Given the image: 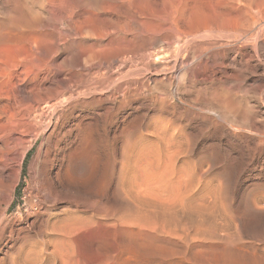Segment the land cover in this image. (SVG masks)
<instances>
[{
    "label": "rangeland",
    "instance_id": "obj_1",
    "mask_svg": "<svg viewBox=\"0 0 264 264\" xmlns=\"http://www.w3.org/2000/svg\"><path fill=\"white\" fill-rule=\"evenodd\" d=\"M23 64L0 77V264H264V0H0V68Z\"/></svg>",
    "mask_w": 264,
    "mask_h": 264
},
{
    "label": "bare ground",
    "instance_id": "obj_2",
    "mask_svg": "<svg viewBox=\"0 0 264 264\" xmlns=\"http://www.w3.org/2000/svg\"><path fill=\"white\" fill-rule=\"evenodd\" d=\"M201 35H202V34H201ZM201 35H200V36H201ZM197 37H198V36H197ZM185 42H186V41H185ZM185 45H186V44H185ZM185 45L182 44V48H184ZM182 48H181V49H182ZM179 51H180V48H179ZM77 56H78V55H77ZM77 56L73 53V54H71V56L68 58V59H69V63H70L71 66L73 65V62H75V59L77 58ZM130 56H131V55H130ZM163 57H164V56H163ZM163 57L158 55V56H156V59H157V60H158L159 58L162 59ZM76 60H77V59H76ZM23 61H24V60H23ZM169 62H170V61H169ZM175 62H177V61H175ZM175 62H174V63H175ZM21 63H22V62H21ZM26 64H28V63H26ZM20 65H21V64H20ZM23 65H24V64H23ZM169 65H170V64H169ZM175 65H176V63H175ZM6 66H7V68H5V67H4V68L2 67L3 69L0 68V77L5 78V81H8V79H11L13 76L15 77V75H17V76L23 75V77H24V76H27V75H29V72H30V70H31V68H30V69H29L28 67L26 68L25 65H24L25 68H24V69H21V70H22L21 72H20V69L18 68L19 66H18V67H15L16 65H15V66H12V65L10 66V65H9L11 68H8V65H6ZM27 66H29V64H28ZM171 67H172V66H171ZM73 68H74V66L71 68L72 71H73ZM175 68H176V66H175ZM69 69H70V67H69ZM68 71H69V70H68ZM72 71H71V72H72ZM31 73H32V71L30 72V74H31ZM31 75H32V74H31ZM31 75H30V76H31ZM59 75H60V74H59ZM90 75H91V74H90ZM17 76H16V77H17ZM97 77H98V76H97ZM2 78H1V81H2ZM6 78H7V80H6ZM21 78H22V76H21ZM21 78H20V79H21ZM28 78H29V76H28ZM30 78H31V77H30ZM90 78L92 79V77H90ZM90 78H89V79H90ZM102 78H103V76H102ZM24 79L26 80V78H24ZM32 79H33V78H32ZM97 79H99V78H97ZM21 80L23 81V79H21ZM28 80H29V79H28ZM33 80H34V79H33ZM92 80L95 81L94 79H92ZM9 81H10V80H9ZM9 81H8V82H9ZM22 81H21V82H22ZM26 81H27V80H26ZM89 81H90V80H89ZM93 81H92V82H93ZM10 82H11V81H10ZM27 82H28V81H27ZM30 82H31V81H30ZM33 82H34V81H33ZM85 82H86V81H85ZM97 82H98V81H97ZM97 82H96V83H97ZM102 82H103V79H102ZM2 83H3V82H2ZM19 83H20V82H19ZM31 83H32V82H31ZM81 83H82V82H81ZM88 83H89V82H88ZM94 83H95V82H94ZM96 83H95V84H96ZM4 84L7 85L6 87H8V84H6V83H4ZM13 84H14V83H13ZM22 84H23V82H22ZM90 84H91V83H89L88 86H87L86 84H85V85H84V84H80V82H79L78 84H74V83L71 84V85L68 84L67 87L64 86V90H66V89L68 90V89L70 88V89H73L74 91H81L80 89H84V88H86L87 90L90 91V90H91V85H93V84H91V85H90ZM95 84H94V85H95ZM10 85H12V84H10ZM16 85H17V84H16ZM65 85H66V84H65ZM69 85H70V86H69ZM94 85H93V87H96V86H94ZM96 85H97V84H96ZM1 86H2V85H1ZM3 86H4V85H3ZM3 86H2V87H3ZM14 86H15V85H14ZM17 86H18V85H17ZM2 87H0V88L2 89ZM11 87H12V86H11ZM11 87H10V88H11ZM22 87H23V86H22ZM22 87H21V88H22ZM28 87H29V86H28ZM28 87H27V88H28ZM12 88H13V87H12ZM18 88H19V87H18ZM4 89H5V88H4ZM8 89H9V88H8ZM25 89H26V88H25ZM25 89H24V90H25ZM94 89H95V88H94ZM94 89L91 90V91H94ZM5 90H7V89H5ZM9 90H10V89H9ZM14 90H15V88H14L13 90L9 91L8 93H7V91H6V92H2V94H1V90H0V95H4V93H5L4 96H6V94H8L7 97L9 98V95H10ZM16 90H17V88H16ZM16 90H15V92H16ZM19 90H20V89H19ZM19 90H18V91H19ZM84 90H85V89H84ZM87 90H86V91H87ZM95 90H97V89H95ZM2 91H3V90H2ZM25 91H26V92L28 93V95H29L28 90H25ZM62 91H63V90H62ZM62 91H61V94L63 93ZM69 91L72 92L71 90H69ZM15 92H14V93H15ZM19 92H20V91H19ZM21 92H22V91H21ZM31 92H32V91H31ZM31 92H30V94H32ZM34 92H35V91L33 90V93H34ZM64 92H65V91H64ZM95 92L97 93V91H94V93H95ZM24 93H25V92H24ZM36 93H39V92H36ZM73 93H74V92H73ZM90 93H91V92H90ZM15 94H17V93H15ZM15 94H14V95H15ZM19 94H22V93H19ZM34 94H35V93H34ZM34 94H32V96H33ZM58 94H60V92H59ZM66 94H67V93H66ZM86 94H88V93H86ZM14 95H13V96H14ZM28 95L26 94L27 97L31 96V95H29V96H28ZM35 95H36V97H37L38 94H35ZM40 95H41V94H39L37 98H39ZM64 95H65V94H64ZM70 95H71V94H70ZM88 95H90V94H88ZM91 95H92V94H91ZM15 96H16V95H15ZM19 96H20V95H19ZM19 96H18V97H19ZM26 96H25V97H26ZM32 96L30 97L31 99H33V98L35 97V96H34V97L32 98ZM68 96H69V95H68ZM75 96H76V95H75ZM2 97H3V96H2ZM10 97H12V96L10 95ZM22 97H23V96H22ZM27 97H26V98H27ZM36 97H35V98H36ZM62 97H63V96H62ZM69 97H70V96H69ZM80 97H81V95H80ZM82 97H83V94H82ZM93 97H94V96H93ZM3 98H4V97H3ZM3 98H1V99H3ZM5 98H6V97H5ZM5 98H4V99H5ZM8 98H6V99H8ZM14 98H15V97H14ZM30 98H29V99H30ZM35 98H34V99H35ZM37 98H36V99H37ZM40 98H41V96H40ZM56 98H57V97H56ZM64 98H65V97H64ZM74 98H75V97H73V96L70 97L71 103H75V99H74ZM4 99H3V100H4ZM9 99H12V98H9ZM9 99H8L7 101L10 103V100H9ZM15 99H16V101L18 100V98H15ZM20 99H21V98H20ZM34 99H33V100H34ZM36 99H35V100H36ZM50 99H52V98H50ZM68 99H69V98H68ZM68 99H67V97H66V100H68ZM83 99H84V97H83ZM98 99H99V98H98ZM33 100H32V101H33ZM55 100H56V99H55ZM58 100H59V99H58ZM76 100H77V99H76ZM79 100H80V99H79ZM100 100H101V98H100ZM4 101H5V100H4ZM16 101L14 100V102H16ZM47 101H48V100H47ZM63 101H64V100H63ZM83 101H84V100H83ZM87 101H88V100H87ZM90 101H92V100H90ZM95 101H97V100H95ZM95 101H94V103H95ZM101 101H102V100H101ZM8 102H7V103H8ZM35 102H36V101H34V103H35ZM58 102L60 103V101H58ZM58 102L56 101V105H57ZM67 102H68V101H67ZM69 102H70V101H69ZM76 102H77V101H76ZM99 102H100V101H99ZM99 102H98V104H99ZM9 103H8V104H9ZM11 103H12V102H11ZM11 103H10V107H11ZM28 103H32V102H28ZM37 103H38V102H37ZM42 103H43V102H42ZM42 103H41V104H42ZM53 103H54V102H53ZM83 103L85 104V102H82V104H83ZM90 103H91V102H90ZM100 103H101V102H100ZM60 104H61V103H60ZM84 104H83V105H84ZM13 105H15V104H13ZM27 105H28V104H27ZM58 105H59V104H58ZM62 105H63V103H62ZM68 105H69V104H68ZM68 105H67V106H68ZM70 105H71V104H70ZM72 105H74V104H72ZM75 105H77V104L75 103ZM80 105H81V104H80ZM92 105H94V104L92 103ZM4 106H6V105H4ZM7 106H8V105H7ZM17 106H18V105H17ZM23 106H24V105H23ZM65 106H66V104H65ZM67 106H66V107H67ZM84 106H86V105H84ZM8 107H9V106H8ZM8 107H7V108H8ZM10 107H9V108H10ZM24 107H25V106H24ZM53 107H55V106L52 105V104H45L43 107H40V106H39L40 110H38L39 108H37V109L35 110V114H34L33 117L36 118V119L38 120V119H40V118L44 115V113H45L46 111H48L49 109H52ZM12 108H14V107H12ZM19 108H22V107L20 106ZM25 108H27V107H25ZM31 108H33V107H31ZM68 108H69V107H68ZM78 108H79V107H78ZM80 108H81V107H80ZM10 109H11V108H10ZM15 109H18V108L15 107ZM27 109H29V108H27ZM75 109L77 110V107H74V106H73V110H74V111H75ZM88 109H89V108H88ZM7 110H9V109H7ZM7 110H6V111H7ZM20 110H21V109H20ZM20 110H19V111H20ZM30 110H31V109H30ZM33 110H34V109H33ZM56 110H57V109H56ZM63 110H64V109H63ZM63 110H62V111H63ZM73 110L71 109L70 113H71ZM10 111H11V110H10ZM54 111H55V110H54ZM57 111H58V110H57ZM65 111H66V110H65ZM12 112H13V110H12ZM22 112H24V111H22ZM29 112H30V111H29ZM5 113H6V112H5ZM7 113H8V112H7ZM10 113H11V112H10ZM10 113H9V114H10ZM13 113H14V114H12V115H15V113H17L16 110H15V112H13ZM19 113H20V112H18V115H20ZM33 113H34V112H33ZM56 113H58V112H56ZM61 113H62V112H61ZM61 113H60V114H61ZM63 113L65 114V112H63ZM63 113H62V114H63ZM68 113H69V112H68ZM68 113H67V115H68ZM21 114H23V113H21ZM71 114H72V113H71ZM78 114H79V113H78ZM213 114H214V113H213ZM16 115H17V114H16ZM23 115H24V114H23ZM28 115H29V117H31L30 114H28ZM28 115H25V116H28ZM45 115H47V114H45ZM55 115H56V114H55ZM65 115H66V114H65ZM72 115H73V114H72ZM80 115H82V114H80ZM7 116H9V115H7ZM70 116H71V115H70ZM75 116H77V114H76ZM78 116H79V115H78ZM78 116H77V117H78ZM84 116H85V115H84ZM223 116H224V114H223ZM223 116H222V117H223ZM5 117H6V116H5ZM10 117L13 118V116H10ZM21 117H22V116H21ZM29 117H28V119H29ZM33 117H31V119H33ZM50 117H51V114H50ZM52 117H53V115H52ZM63 117H64V115H63ZM66 117H67V116H66ZM68 117H69V116H68ZM72 117H73V116H72ZM79 117H80V116H79ZM220 117H221V116H220ZM224 117H225V116H224ZM224 117H223V119H224ZM226 117H227V116H226ZM6 118H7V117H6ZM6 118H5V119H6ZM8 118H9V117H8ZM12 118H11V119H12ZM19 118H20V117H19ZM19 118H18V120H19ZM23 118H24V117H23ZM23 118H22V119H23ZM25 118H27V117H25ZM25 118H24V119H25ZM55 118H56V117H55ZM55 118H54V119H55ZM58 118H59V117H58ZM75 118H76V117H75ZM227 118H228V117H227ZM14 119H15V117L13 118V121H14ZM16 119H17V117H16ZM22 119H21V120H22ZM31 119H30V120H31ZM60 119H62V115H61V118H60ZM63 119H64V118H63ZM65 119H68V118H65ZM73 119H74V118H73ZM79 119H80V118H79ZM79 119H78V120H79ZM84 119H85V118H84ZM84 119H83V120H84ZM9 120H10V119H9ZM21 120H20L19 122H21ZM26 120H27V119H26ZM30 120H29V121H30ZM43 120H44V119H43ZM51 120H52V119H51ZM80 120H81V119H80ZM80 120H79V121H80ZM224 120L226 121V118H225ZM11 121H12V120H11ZM11 121H10V122H11ZM13 121H12V123H13ZM23 121H24V120H23ZM41 121H42V120H41ZM57 121H58V120H57ZM62 121H63V120H62ZM69 121H70V120H69ZM7 122H8V121H7ZM14 122H17V121H14ZM25 122H26V121H25ZM32 122H33V121H32ZM51 122H52V121H51ZM75 122H76V121H75ZM77 122H78V121H77ZM81 122H82V121H81ZM81 122H80V124H81ZM4 123H6V122H4ZM4 123H1L2 126L4 125ZM12 123H11V125H12ZM21 123H23V122H21ZM21 123L18 124L19 126L17 125L18 128L21 127V126H20ZM34 123H35V122H34ZM37 123H38V121H37ZM39 123H40V122H39ZM53 123H54V122H53ZM56 123H57V122H56ZM58 123H59V122H58ZM66 123H67V120H66ZM6 124H7V123H6ZM9 124H10V123H9ZM9 124H8V126H9ZM23 124L26 125L25 123H23ZM23 124H22V126H23ZM27 124H28V123H27ZM44 124H45V123H44ZM49 124H50V123H49ZM64 124H65V123H64ZM76 124H77V123H76ZM80 124H79V125H80ZM15 125H16V124H15ZM15 125H14V126H15ZM53 125H54V124H53ZM60 125H61L60 127H63L62 124H61V120H60ZM77 125H78V124H77ZM82 125H83V124H82ZM88 125L90 126L91 124H88ZM14 126H12V127H14ZM28 126H29V125H28ZM48 126H49V125H48ZM54 126H57V125H54ZM64 126H65V125H64ZM70 126H71V125H70ZM70 126H68V127H70ZM73 126H74V125H73ZM91 126H92V125H91ZM93 126H94V125H93ZM24 127H26V126H24ZM52 127H53V126H52ZM49 128H50V127H49ZM63 128H64V127H63ZM72 128L74 129V127H72ZM75 128H77V126H76ZM80 128H81V127H80ZM80 128H79V130H81ZM47 129H48V128H47ZM53 129H54V128H53ZM59 129H60V128H59ZM49 130H50V129H49ZM51 130H52V129H51ZM51 130H50V131H51ZM54 130H55V129H54ZM77 130H78V129H77ZM236 130H238V129H236ZM68 131H69V130H68ZM70 131L72 132V130H70ZM53 132H54V131H53ZM53 132L51 131L50 134L52 135ZM55 132H56V131H55ZM59 133H60V131H59ZM64 133H65V132H64ZM66 133H67V132H66ZM56 134H57V133H55V136H56ZM68 134H69V132H68ZM68 134H67V135H68ZM71 134H72V133H71ZM71 134H70V135H71ZM51 135H49V136H51ZM58 135H59V134H58ZM67 135H66V136H67ZM52 136H54V135H52ZM61 137H62V135H61ZM64 137H65V134H64ZM72 137H73V136H72ZM55 138H56V137H55ZM58 138H60V137H58ZM67 138H68V137H67ZM51 139H52V137H51ZM63 139H64V138H63ZM81 140H82V138H81ZM81 140H80V141H81ZM70 141H71V140H70ZM80 141H79V142H80ZM61 142H62V141H61ZM66 142H67V141H66ZM56 143H57V142H56ZM58 143H59V140H58ZM68 143H69V142H68ZM72 144H73V142H72ZM77 144H78V143H77ZM79 144H81V143H79ZM82 145H84V143H83ZM54 146H55V145H54ZM54 146H53V147H54ZM56 146H57V145H56ZM61 146H62V145H61ZM73 146H74V145H73ZM73 146H72V147H73ZM76 146H77V145H76ZM57 147H58V146H57ZM68 147H70V146H68ZM48 149H50V148H48ZM48 149H47V150H48ZM55 149L57 150V148H55ZM55 149H54V150H55ZM75 149H77V148H75ZM41 150H42V149H41ZM56 150H55V151H56ZM77 150H78V149H77ZM52 151H53V150H52ZM79 151H80V150H79ZM251 151H252V150H251ZM45 152H46V151H45ZM48 152H49V151H48ZM69 152H70V151H69ZM53 153H54V152H53ZM66 153H68V152L66 151ZM72 153H73V152H72ZM44 154H45V153H44ZM49 154H50V152H49ZM58 154H59V153H58ZM62 154H63V152H62ZM76 154H77V151H76ZM78 154H79V152H78ZM42 155H43V154H42ZM50 155H51V154H50ZM73 155H74V154H73ZM54 156H55V154H54ZM56 156H57V155H56ZM62 156H65V155H62ZM67 156H69V154H68ZM80 156H81V155H80ZM43 157H44V156H43ZM47 157L50 158L49 155H48ZM69 157H70V156H69ZM81 157H83V156H81ZM40 158H41V157H40ZM44 158H45V157H44ZM44 158H42V159H44ZM74 158H75V157H74ZM36 159H38V153H37V158H35V160H36ZM42 159H41V160H42ZM53 159H54V158H53ZM65 159H66V158H65ZM76 159H77V158H76ZM82 159H84V157H83ZM38 160H39V159H38ZM50 160H51V159H50ZM50 160H49V161H50ZM54 160H55V159H54ZM66 160L68 161V159H66ZM36 161H37V160H36ZM39 161H40V160H39ZM55 161H56V160H55ZM62 161H63V160H62ZM71 161H72V159H71ZM34 162H35V161H34ZM37 162H38V161H37ZM46 162H47V161H46ZM58 162H59V160H58ZM63 162H64V161H63ZM32 163H33V162H32ZM49 163H50V162H49ZM51 163H52V162H51ZM51 163H50V164H51ZM53 163H54V162H53ZM53 163H52V164H53ZM74 163H76V162H74ZM36 164H37V163H36ZM42 164H43V163H42ZM61 164H62V163H61ZM64 164H65V163H64ZM79 164H81V163L79 162ZM73 165H74V164H73ZM38 166H39V165H38ZM42 166H43V165H41L40 167H42ZM44 166H45V165H44ZM46 166H47V165H46ZM61 166H62V165H61ZM31 167H32V165H31ZM49 167H51V166H49ZM33 168H34V167H33ZM35 168H36V167H35ZM52 168H53V167H52ZM45 169H46V168H45ZM45 169H44V172H45ZM73 169H74V168H73ZM32 170H33V169H32ZM40 170H41V168H40ZM44 172H43V174H44ZM47 173H48V171L46 172V174H47ZM43 174H40V175H43ZM46 174H44V175H46ZM48 174H49V173H48ZM45 177H46V176H45ZM43 178H44V177H43ZM47 178H48V176H47ZM47 178H45V180H46ZM260 198H261V197H260ZM260 198H258V199H260ZM254 201L256 202V199H255ZM258 201H259V200H258ZM262 201H263V199H262ZM255 202H254V203H255ZM258 203H259V202H258ZM258 203H257V206L259 205ZM260 203H261V202H260ZM255 204H256V203H255ZM255 204H253V205L256 206ZM260 206H261V205H260ZM260 206H259V208H260ZM262 206H263V205H262ZM255 208H256V207H255ZM257 208H258V207H257ZM29 211H30V210H29ZM35 216H36V215H35ZM76 219H77V218H76ZM58 221H59V220H58ZM65 222H66V220H65ZM75 223H76V222H75ZM28 224H29V223H28ZM60 225H61V224H60ZM62 225H63V224H62ZM63 226H64V225H63ZM49 227H50V226H49ZM75 227H76V226H75ZM48 231H49V230H48ZM62 231H63V230H62ZM75 234H76V232H75ZM75 234H74V235H75ZM48 235H49V234H48ZM52 235H53V234H52ZM60 235H61V233H60ZM64 235H65V234H64ZM62 236H63V235H62ZM70 237H71V236H70ZM66 238H67V236H66ZM68 238H69V237H68ZM42 239H43V238H42ZM52 239H53V238H52ZM46 240H47V239H46ZM55 241H56V240H55ZM59 241H60V240H59ZM41 242H42V241H41ZM57 242H58V241H57ZM65 242H66V241H65ZM37 243H40V242H37ZM40 244H41V243H40ZM43 244H44V243H43ZM52 245H53V244H52ZM65 245H66V244H65ZM65 245H64V246H65ZM72 245H73V244H72ZM44 246H45V245H44ZM44 246H43V247H44ZM34 247H35V246H34ZM36 247H38V246L36 245ZM40 247H41V246H40ZM43 247H42V248H43ZM53 247H54V246H53ZM61 247H62V246H61ZM42 248H40V250H41ZM35 249H36V248H35ZM53 249H54V248H52V250H53ZM56 249H57V248H56ZM59 249H60V248H59ZM64 249H65V248H64ZM66 249H68V248H66ZM258 249H259V248H258ZM32 250H33V249H32ZM261 250H262V249H260V251H261ZM27 251H29V250L27 249ZM74 251H75V250H74ZM68 252H69V251H68ZM22 253H23V251H22ZM69 253H70V252H69ZM69 253H68V254H69ZM71 253H72V252H71ZM24 254H26V253H24ZM24 254H23V256H25ZM36 254L38 255V253H36ZM74 254H75V253H74ZM33 255H34V254H33ZM37 255H36V256H37ZM45 255H47L48 258H51V257L53 258V257L59 256V255H60V256H65V254L62 253V250L57 252V251H55V249H54V251H51V252H50L49 249L46 248V249L42 250L41 253H39V255H38L39 257H37V258H38V259H42V261H44L45 258L47 257V256L45 257ZM23 256H22V257H23ZM27 256H28V254H27ZM68 256H69V255H68ZM72 256H73V255H72ZM259 256H260V255H258V257H259ZM22 257H20V258H22ZM33 257H34V256H33ZM261 257H263V254H262ZM261 257H260V258H261ZM25 258H26V257H25ZM37 258H36V259H37ZM57 258H58V257H57ZM60 258H62V257H60ZM70 258H71V256H70ZM70 258H69V259H70ZM74 258H75V257H74ZM34 259H35V258H34ZM34 259H33L32 261H34ZM36 259H35V260H36ZM23 260H24V259H23ZM23 260H21V261H23ZM30 260H31V259H30ZM65 260H66V259H65ZM71 260H73V259H71ZM154 260H155V259H153V262H154ZM45 261H46V260H45ZM45 261H44V262H45ZM57 261H58V260H57ZM74 261H76V258L74 259ZM74 261H73V262H74ZM60 262H61V261H60ZM69 262H70V261H69ZM69 262H68V263H69ZM71 262H72V261H71ZM76 262H77V264H79L78 261H76ZM153 262H152V263H153ZM25 263H27V262H25ZM34 263L37 264V260H36V262H34ZM34 263H33V264H34ZM57 263H58V262H57ZM66 263H67V261H66ZM152 263H151V264H152ZM155 263H156V262H155ZM155 263H154V264H155ZM16 264H17V263H16ZM19 264H22V263H19ZM23 264H24V263H23ZM39 264H40V261H39ZM44 264H46V263H44ZM71 264H72V263H71Z\"/></svg>",
    "mask_w": 264,
    "mask_h": 264
},
{
    "label": "trees",
    "instance_id": "obj_3",
    "mask_svg": "<svg viewBox=\"0 0 264 264\" xmlns=\"http://www.w3.org/2000/svg\"><path fill=\"white\" fill-rule=\"evenodd\" d=\"M28 157H29V154H28V156H27V158H26L25 162L27 161Z\"/></svg>",
    "mask_w": 264,
    "mask_h": 264
}]
</instances>
